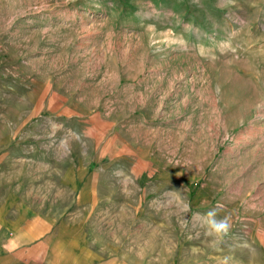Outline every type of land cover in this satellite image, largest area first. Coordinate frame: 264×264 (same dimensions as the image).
Masks as SVG:
<instances>
[{
    "label": "rangeland",
    "instance_id": "rangeland-1",
    "mask_svg": "<svg viewBox=\"0 0 264 264\" xmlns=\"http://www.w3.org/2000/svg\"><path fill=\"white\" fill-rule=\"evenodd\" d=\"M17 193L79 226H43V259L68 240L264 264V0H0V199Z\"/></svg>",
    "mask_w": 264,
    "mask_h": 264
},
{
    "label": "crops",
    "instance_id": "crops-1",
    "mask_svg": "<svg viewBox=\"0 0 264 264\" xmlns=\"http://www.w3.org/2000/svg\"><path fill=\"white\" fill-rule=\"evenodd\" d=\"M65 219L63 214L45 215L34 211L26 205L23 193L1 196L0 264H123L118 255L109 257L110 254L106 256L105 251L95 250L89 244H71L68 240L59 243L53 241V250L61 252L60 258L43 259V248L51 249L42 244L43 226L53 228V239L56 240H59L57 235L61 236L69 227L79 228ZM79 232L82 237L86 235L84 226L80 227ZM212 262L217 264V260L209 264Z\"/></svg>",
    "mask_w": 264,
    "mask_h": 264
},
{
    "label": "clouds",
    "instance_id": "clouds-1",
    "mask_svg": "<svg viewBox=\"0 0 264 264\" xmlns=\"http://www.w3.org/2000/svg\"><path fill=\"white\" fill-rule=\"evenodd\" d=\"M213 214V212L208 213L209 217H211ZM210 228L214 237H220L221 235L226 234L229 229L228 218L225 217L220 221H216L214 219L211 220Z\"/></svg>",
    "mask_w": 264,
    "mask_h": 264
}]
</instances>
